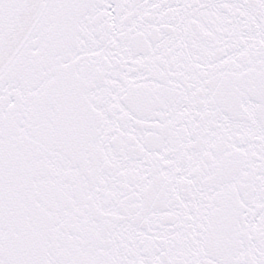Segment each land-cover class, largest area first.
Here are the masks:
<instances>
[{
  "label": "snow or ice",
  "instance_id": "obj_1",
  "mask_svg": "<svg viewBox=\"0 0 264 264\" xmlns=\"http://www.w3.org/2000/svg\"><path fill=\"white\" fill-rule=\"evenodd\" d=\"M0 264H264V0H0Z\"/></svg>",
  "mask_w": 264,
  "mask_h": 264
}]
</instances>
